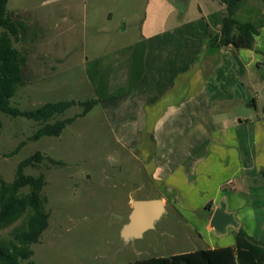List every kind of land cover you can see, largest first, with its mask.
<instances>
[{"label":"rangeland","instance_id":"374dc122","mask_svg":"<svg viewBox=\"0 0 264 264\" xmlns=\"http://www.w3.org/2000/svg\"><path fill=\"white\" fill-rule=\"evenodd\" d=\"M250 3V12L258 16L264 0ZM204 6L217 11L211 0ZM131 7H140L139 0H9L7 12L24 25L22 39L14 46L27 56L26 85L10 99L11 106L30 111L46 103L96 100L88 80L96 85L102 79L96 73L103 74V63L123 57L127 47L115 42L132 35L122 33L125 18H132ZM109 11L113 12L111 22L106 20ZM249 76L256 87L242 89L244 99L229 111L237 120H248L247 129L236 136L242 146L240 156L223 164L222 171L216 169V176L205 177L209 189L203 191L204 196L154 183L144 164L117 141L99 102L59 136L37 140L31 139L39 128L33 120L0 113V174L7 183L14 181L19 165L33 154L46 156L36 167L24 168V173L44 174L42 194L48 198L50 224L40 242L32 245L31 259L21 264H131L233 245L234 228L224 235L206 228L209 217L203 202L217 198L213 186L218 184L222 189L218 204L231 201L239 227L252 240L264 243V71L256 73L253 68ZM255 99L257 108L249 104ZM81 112L83 107L75 105L50 123ZM225 148L236 149L234 145ZM48 158L61 164L53 165ZM162 196L168 198L167 205L155 227L141 238L123 240L120 233L128 222L131 203ZM20 225L18 221L0 230V237H10Z\"/></svg>","mask_w":264,"mask_h":264},{"label":"crops","instance_id":"0c3cea01","mask_svg":"<svg viewBox=\"0 0 264 264\" xmlns=\"http://www.w3.org/2000/svg\"><path fill=\"white\" fill-rule=\"evenodd\" d=\"M182 1L139 0L140 7L128 9L132 18H125L122 33L132 35L115 42L127 47L123 57L103 63V74L96 73L100 84L88 83L117 141L144 164L154 183L204 196L209 189L205 177L216 176V169L240 156L236 136L247 129L248 120H237L229 111L244 99L242 89L256 87L251 69L264 71V8L256 16L247 0L235 14L239 23L259 30L253 49H237L219 45L225 8L220 0H211L217 11L204 6L210 0ZM112 18L113 12H107L106 20ZM106 77L114 79L104 82ZM232 145L235 150L225 148ZM213 187L217 198L203 202L205 207L211 203L205 215L209 231L222 194L220 184ZM224 201L238 217L233 203Z\"/></svg>","mask_w":264,"mask_h":264},{"label":"trees","instance_id":"16d2710c","mask_svg":"<svg viewBox=\"0 0 264 264\" xmlns=\"http://www.w3.org/2000/svg\"><path fill=\"white\" fill-rule=\"evenodd\" d=\"M8 1L0 0V113L27 118L37 123L39 128L31 137L33 140L42 136H59L67 125L77 117L86 115L98 101L69 100L46 103L30 111H22L11 106L10 99L19 88L26 85L24 69L27 65V56L14 46L15 41L22 39L24 25L7 12ZM246 1L220 0L225 6L220 29V46L254 48L255 36L259 34L258 27L251 23H239L235 19V14ZM249 104L255 106V100ZM75 105L82 106L83 112L50 123V120ZM1 128L0 119V131ZM44 159L46 156L43 153L36 152L23 161L11 183H7L0 174V230L21 221L19 228L10 237H0V264H21V261H29L34 253L32 245L40 242L42 234L49 227L50 213L46 210L48 198L42 194L46 185L45 176L24 173V168L36 167ZM48 160L53 165L61 164L54 159ZM25 187L28 191L23 192L22 189ZM210 207L211 203L207 204L206 209ZM131 264H264V243L252 240L242 228H239L234 232L233 246L197 250L168 258L152 257Z\"/></svg>","mask_w":264,"mask_h":264},{"label":"water","instance_id":"95a60500","mask_svg":"<svg viewBox=\"0 0 264 264\" xmlns=\"http://www.w3.org/2000/svg\"><path fill=\"white\" fill-rule=\"evenodd\" d=\"M182 3L185 5V0ZM164 213L165 203L161 199L133 201L128 222L120 233L122 239L130 241L141 238L146 231L155 227ZM239 226L234 214L228 211L225 201H221L212 213L209 229L218 235H224L228 228L232 227L237 231Z\"/></svg>","mask_w":264,"mask_h":264}]
</instances>
